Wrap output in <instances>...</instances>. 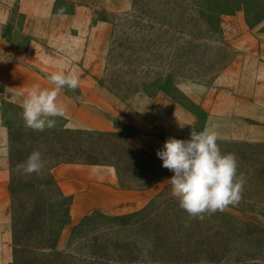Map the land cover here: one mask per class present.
<instances>
[{"label":"rangeland","instance_id":"obj_1","mask_svg":"<svg viewBox=\"0 0 264 264\" xmlns=\"http://www.w3.org/2000/svg\"><path fill=\"white\" fill-rule=\"evenodd\" d=\"M206 1L53 0L54 14H66L70 19L61 20V17H55L52 22L50 19H39L35 26L42 35L33 40L24 33L26 14L16 4L7 31L12 43L24 48L31 44L36 47L38 56L31 60L40 72L49 75L54 71L65 70L75 72L79 77H98L102 84L120 99H128L136 93L150 96L166 93L196 118L195 124L184 119L183 129L193 127L200 132L207 121L206 110L200 102L205 104L207 100L210 101V86L216 83L238 55L236 47L225 39L222 16L243 8L247 24L251 27L257 26L264 16V0H210L209 6H206ZM217 3H223V7L230 11L220 16V29L216 28L219 8ZM209 9L210 27L206 21ZM46 30H50L48 36H45ZM242 79L228 78L226 88H239ZM191 85H203L206 91L201 94ZM160 88L164 90H159ZM1 109L17 137L13 146L25 151L23 162L32 151L42 152L44 167L40 174L33 173L37 181L47 184L46 188L41 186L42 189L49 188L50 168L65 159L96 160L105 163L103 165L118 163L124 174L123 182L126 184L130 183L132 174L139 173L141 169L153 168L157 172V165L147 158L120 159L125 151L124 143L127 137L123 133L116 136L85 135L80 137L79 143L71 141L66 134L50 132L65 129L62 127L64 121L58 117L55 128L37 132L24 126L20 104L6 101ZM169 137L187 140L190 134L164 130L161 138L165 142ZM217 143L220 148H230L235 152L247 150L245 143H251L254 152L264 154L262 149L254 146L264 142L219 139ZM126 160L135 163H129L127 167ZM14 176L20 179L30 178L29 175L18 171ZM161 192L169 199L172 196L171 184L164 185L159 193ZM44 196L50 200L47 191ZM164 197L159 200L158 205L164 201ZM50 203L59 209H65L67 199L57 198ZM174 203V211H183L175 197ZM244 209L264 222V206L245 204L243 198L238 204L230 205L226 211L239 214ZM170 213L173 214L172 211ZM82 218L74 220L71 216L60 234L57 247L67 254L68 264H127L126 261L130 259L121 249L116 253L106 251L108 236H102L104 232L110 233L114 239L120 236L112 235L107 226L109 221L98 215L84 227L81 238L72 239V229ZM217 224L219 222L210 217V222L204 223L200 228L201 235L205 237L199 235L198 240H208ZM143 250L139 260L151 261L153 256ZM200 258L201 262L196 261V264H209L204 255Z\"/></svg>","mask_w":264,"mask_h":264},{"label":"crops","instance_id":"obj_2","mask_svg":"<svg viewBox=\"0 0 264 264\" xmlns=\"http://www.w3.org/2000/svg\"><path fill=\"white\" fill-rule=\"evenodd\" d=\"M41 1L0 0V264L13 262L11 126L1 106L6 101L22 105L23 97L16 94L26 95L35 84L41 88L54 87L48 81L49 75L33 65L31 59L38 56L36 47L31 44L24 48L12 43L7 26L16 4L26 14L24 33L32 40L41 34L36 28L39 19L51 22L55 17L70 19L66 14H54L53 0ZM221 22L226 41L236 47L238 55L210 86V101L200 102L207 113L205 127L214 128L220 139L264 142V16L257 26L251 27L244 9L240 8L224 14ZM49 31L46 30L45 36ZM228 78H243V81L239 88L230 90L226 88ZM58 102L67 107L66 115L58 117L64 121L63 128L123 133L157 158V151L165 143L161 138L164 130L190 134L193 127L183 129L181 125L184 119L192 124L196 121L192 113L166 93L155 96L136 93L120 99L98 77H79L78 89H62ZM52 174L62 191L72 197L74 220L93 212L121 215L140 210L173 175L169 171L154 186L137 190L121 187L113 165L61 163L52 169Z\"/></svg>","mask_w":264,"mask_h":264},{"label":"trees","instance_id":"obj_3","mask_svg":"<svg viewBox=\"0 0 264 264\" xmlns=\"http://www.w3.org/2000/svg\"><path fill=\"white\" fill-rule=\"evenodd\" d=\"M209 6L210 0L206 1ZM218 15L216 28L220 29L219 19L224 13H229L223 7V3H217ZM210 27V9L206 20ZM159 90H164L160 88ZM52 134L60 132L71 138V141H80L81 136L107 135L116 136L117 132H102L90 130H74L65 128L62 131H50ZM10 168L12 173V233L14 264H68L67 254L58 250L60 234L70 221L72 197L66 195L52 174V169L61 163H90L105 164L89 159H65L50 168L51 181L47 184L39 182L34 174L28 179H20L14 176L17 165L23 163V149L13 146L17 139L13 131L10 132ZM43 138V134L41 135ZM59 139V138H58ZM125 151L120 159L147 158L157 165V172L153 168L139 170L133 173L130 183L123 182V172L118 163L115 166L120 185L125 189L142 190L157 184L169 170L162 167L163 162L143 148L135 146L127 137L124 143ZM253 144L245 143L247 150L233 151L230 148H220L222 153H233L238 160V175L242 174L245 180L242 198L245 204L264 206V154L254 152ZM264 151V143L255 144ZM32 151V148L30 149ZM130 162L126 160L128 167ZM137 165V164H136ZM140 168V167H139ZM47 191L50 200L46 199ZM172 195V194H171ZM164 193H159L140 210L121 214L107 215L102 212H94L84 216L72 229V239L82 237V230L95 216L109 221L107 226L111 234L120 236L111 238L106 231L102 236H108L105 243L106 251L121 249L130 260L127 264H196L200 256L204 255L209 264H264V222L257 216L248 213L245 209L241 213L229 211L206 215L204 220L190 219L185 210L174 211V197L164 199L157 204ZM66 198L65 209H59L51 200ZM179 202V201H178ZM172 211V215L171 212ZM210 217L218 221L214 226L212 235L208 240H198L201 235L200 228L204 223L210 222ZM187 225V226H186ZM201 237H205L202 236ZM108 244V245H107ZM104 248V249H105ZM144 248V250H143ZM142 250L153 257L151 261L139 260ZM194 257V258H193Z\"/></svg>","mask_w":264,"mask_h":264},{"label":"clouds","instance_id":"obj_4","mask_svg":"<svg viewBox=\"0 0 264 264\" xmlns=\"http://www.w3.org/2000/svg\"><path fill=\"white\" fill-rule=\"evenodd\" d=\"M48 81L54 87L41 88L35 84L26 95L16 94L23 97L24 126L33 131L55 128L56 118L64 117L67 112L66 105L58 102L61 90L76 91L79 87V76L72 71H54ZM191 87L201 94L206 91L203 85ZM219 139L214 128L205 127L200 132L192 128L189 139L169 137L156 153L163 161L162 167L173 173L168 180L172 195L190 219L202 221L206 215L223 212L242 199L245 180L242 174L238 175L237 157L233 153H222L217 143ZM43 167L42 152L34 150L25 162L17 165V171L40 174Z\"/></svg>","mask_w":264,"mask_h":264}]
</instances>
